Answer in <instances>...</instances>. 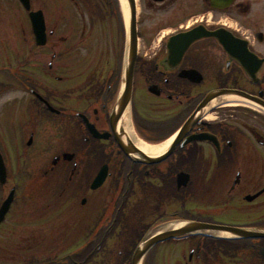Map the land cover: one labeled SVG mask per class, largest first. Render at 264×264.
<instances>
[{"label": "flooded vegetation", "instance_id": "flooded-vegetation-1", "mask_svg": "<svg viewBox=\"0 0 264 264\" xmlns=\"http://www.w3.org/2000/svg\"><path fill=\"white\" fill-rule=\"evenodd\" d=\"M124 1L127 18L120 0H85L89 27L71 37L56 36L45 21L47 42L36 48L57 49L46 67L37 49L33 55L28 14L26 29L22 23L26 47L22 58L12 60L3 85L12 94L5 107L19 116L28 139L24 152L3 159L6 168L11 160L23 167L17 177L7 171L5 185L16 192L0 223V256L14 258L17 238L27 239L16 227L31 224L40 225V250L24 252L27 264H95L102 252L95 243L113 238V227L121 231L113 240L120 243L135 241L142 228L176 220L264 233V116L240 110L230 102L232 95L204 104L223 90L264 101V0ZM93 2L107 8L100 37ZM130 31L137 42L129 110L112 119ZM131 142L141 154L137 160ZM58 143L66 150L44 157L45 145ZM137 143L154 153L141 151ZM33 145L39 146L29 153ZM152 159L159 161H146ZM102 166L108 173L103 185L90 189ZM181 174L185 183L178 186ZM3 187L0 205L7 195ZM108 191L113 198L96 200L94 194ZM77 193L83 195L80 205ZM76 228L84 246L65 251L63 240ZM161 244L152 254L167 264H264L261 236L191 235ZM168 248L176 250L165 252ZM117 257L123 260L125 253L118 251Z\"/></svg>", "mask_w": 264, "mask_h": 264}, {"label": "rangeland", "instance_id": "rangeland-1", "mask_svg": "<svg viewBox=\"0 0 264 264\" xmlns=\"http://www.w3.org/2000/svg\"><path fill=\"white\" fill-rule=\"evenodd\" d=\"M84 1L85 0H81L80 4H78L76 0H31V9L34 11L38 9L43 11L48 30L52 28L56 29L55 31L56 36L62 35V36L71 37L73 32L75 31H76V34L81 33L83 31L82 26H86V28L89 27V14L86 12L87 8L83 5ZM106 9L107 8L104 7V5L93 2L92 11H96L95 13H97V19L95 23L93 24V26L98 31L99 37L105 31V28H106L105 19L108 16V15L105 16V13H107ZM23 22H24V26L26 29L27 13L22 8V6L19 4L17 0H0V150L2 154L4 155L5 159L7 158V160L13 159V156L16 157V153L20 151L24 152L26 148L24 146V142L26 143L28 139V134L20 131V125L22 121L20 120L19 116L11 113L10 106H8L7 108L5 107L9 102L8 98L12 94H11V90L4 88L6 86L3 85V83H7L8 81L6 76L9 74V71L11 70V65L13 64L12 60L15 59L16 57L22 58L24 47H26L24 43V38L26 37V35L23 30V25H22ZM87 34H89V29L85 32V37L83 38L81 45L86 44ZM31 37H32L31 44H32V49H33V55H35L34 51L37 49L39 51V56H37V58L39 59L40 57L41 58L43 57L42 63L44 67H46V65L51 61L52 52H56L57 49L56 47H54L53 49H51L50 47L36 48L33 36ZM57 42H58V39L53 38V40H51V45H56ZM246 106L247 105H239V109L240 110L246 109L253 113L259 114L258 116H264L263 111L259 109H256L259 111H255L252 109L250 110L246 108ZM240 114L242 115V113ZM254 121L259 122L257 118H255ZM240 122H242V119H240ZM47 129H50V128H47ZM17 136L18 138H20L19 141L16 139ZM21 138H23L22 146L16 152V148L18 147L17 144H19V142L21 141ZM44 144H47V142H45ZM34 146H39V145H33V147L28 149L30 150L29 153L36 152V149ZM63 148L66 150L65 145L63 144V147H62L59 143L56 144V146L54 147H49L45 145V150L47 151V153L44 155V157L49 158L50 156L54 154L56 155L58 154V152H61ZM11 162L12 163H9L8 165H10V167L12 168V172L9 171V173L10 175H12V177H17L18 172L21 173L22 171L23 164L21 162H13L12 160ZM71 165L72 163L70 164V166ZM39 167H40V164H37V166L35 165V168H39ZM67 175L68 174H66V177ZM103 189H106V187H104ZM112 194H113L112 192L109 193L108 191L106 195L103 192L101 196L98 195L99 197H97V194H94V195H95L96 200L97 198H101L104 195V197L109 201L111 198H113ZM66 195H67V192H65L64 197H66ZM76 196H78L77 203H79L80 200L83 198L82 197L83 195L79 193ZM88 196H91V195H88ZM16 207L17 209H15L14 211L15 213H17V211L20 209V206L17 205ZM135 226L138 227L137 224H135ZM21 229L27 230L29 234H23ZM16 231L17 233H21V236L26 235L27 239L25 238L26 241H20L17 238L16 244H15L17 253L13 255L14 257V258L12 257L13 259H8L6 257V253L1 252V254L4 256H0V264H27V262L30 261V259L26 257L27 255H25L24 252H26V250L28 252L40 250V248L37 247L39 246V241H40L38 239L39 237L38 233L40 232L39 224H31V225L26 226V228L23 226L22 227L17 226ZM78 231H79L78 228H76L74 232L68 233V239L64 238L63 240L64 243H62V245H66L65 251H68V252L75 251V250H79L80 248H82L84 242H82L80 237L78 236V233H77ZM113 240L115 239L111 238L109 241L103 242L104 243L103 248H101L100 251L102 252L104 251L109 254L107 255V257H105L102 252H100V254H97L96 257L94 258L95 264H105V263L106 264H128V260H126V258L121 260L117 257V255H118V251L126 252L127 249L130 250L131 245L133 243H119ZM67 241L69 242L67 243ZM97 243L100 244L101 241L98 240L96 241L95 244L98 245ZM161 246L162 245H160L159 248L154 249L152 251L159 252V249L162 250ZM1 250L6 252L4 248H1ZM9 250L10 249H8L7 252ZM174 250H176V248ZM168 251L173 253L172 249L169 250L168 248L165 252H168ZM152 255L150 254L148 256V260H147L148 264H167L168 263V261H162L159 258L158 254H156L155 256L154 255L152 256ZM34 258L40 261V256L35 255ZM64 260H67V259H64ZM70 260L71 259H69L68 261Z\"/></svg>", "mask_w": 264, "mask_h": 264}, {"label": "water", "instance_id": "water-1", "mask_svg": "<svg viewBox=\"0 0 264 264\" xmlns=\"http://www.w3.org/2000/svg\"><path fill=\"white\" fill-rule=\"evenodd\" d=\"M24 9L30 10V0H19ZM131 1V0H129ZM29 18L32 26V31L35 37V42L37 45H44L46 42V34H45V23L43 18V13L41 10L37 11H30ZM135 46H136V36L135 33L130 31V38H129V49H128V57L127 63L125 65L124 73H123V88L121 97L118 100V103L113 111V117L117 116L121 113L122 110L127 106L130 101L131 95V79H132V72H133V64H134V57H135ZM231 93V94H230ZM224 96V95H237L244 99L250 101H259L257 98L250 97L243 92H229V91H218L210 94L205 100L204 104L212 97L216 96ZM203 105V104H202ZM261 107H264V103H259ZM126 145V144H123ZM131 149V152L134 153L132 159L137 160V157H141L139 151L133 146L128 145ZM128 146H126L128 148ZM65 156H68L65 154ZM71 157V156H69ZM150 162L159 161L158 159L149 160ZM106 176V170L103 168L95 177L91 187L96 188L103 182ZM5 178V167L3 164V159L0 153V182H2ZM182 181V175L178 176V186H180L184 182ZM14 195V190H12L5 201L2 203L0 207V220L3 218L6 210L8 209ZM156 230V231H155ZM205 231H214V232H224L233 237H240V238H250V237H264V233L251 231L248 229L238 228V227H229V226H222V225H212L206 224L197 221H185L180 222V224H176V226L164 228V229H153V231L148 232L142 240L136 246L132 257H131V264H141L142 259L146 255V253L158 242L170 239V238H177L181 236H186L189 234L194 233H202Z\"/></svg>", "mask_w": 264, "mask_h": 264}, {"label": "bare ground", "instance_id": "bare-ground-1", "mask_svg": "<svg viewBox=\"0 0 264 264\" xmlns=\"http://www.w3.org/2000/svg\"><path fill=\"white\" fill-rule=\"evenodd\" d=\"M120 3H121V9H122V12H123V14H124V16L127 18V9H126V5H125V1L124 0H120ZM232 100H230V102L233 104V105H248V106H251V107H253V106H256V105H254L253 103H251V102H249V101H245V100H243V99H238V98H235V97H232L231 98ZM137 147L141 150V151H143V152H145V153H154V151H155V148H153V147H150V146H148V145H146V144H143V143H137ZM165 147L163 146V147H161V148H157L156 150H159V151H161V150H163ZM220 234H223V233H220ZM224 234H226V233H224Z\"/></svg>", "mask_w": 264, "mask_h": 264}, {"label": "trees", "instance_id": "trees-1", "mask_svg": "<svg viewBox=\"0 0 264 264\" xmlns=\"http://www.w3.org/2000/svg\"><path fill=\"white\" fill-rule=\"evenodd\" d=\"M140 236V234H138V237ZM136 245V243H133L131 245V248L134 247ZM132 249H130L129 251H127V255L129 256V254L131 253Z\"/></svg>", "mask_w": 264, "mask_h": 264}]
</instances>
